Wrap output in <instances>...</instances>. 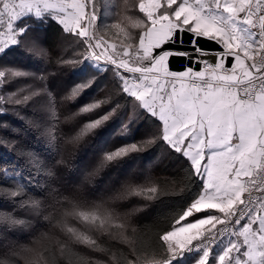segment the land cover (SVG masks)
<instances>
[{
    "label": "snow or ice",
    "instance_id": "6c2138e0",
    "mask_svg": "<svg viewBox=\"0 0 264 264\" xmlns=\"http://www.w3.org/2000/svg\"><path fill=\"white\" fill-rule=\"evenodd\" d=\"M100 2L0 0V57L28 32L25 18H50L85 46L79 59L58 61L61 66L84 65L74 77L85 78L72 83L59 98L71 102L74 111L61 118L58 101L43 75L0 64V117L13 109H35L34 114L43 118L32 126L42 130L49 144L59 141L75 149L87 137H95L106 145L104 134L110 131L121 104L97 83L98 75L107 70L95 63L103 51H89L102 47L99 40L91 43L94 37L89 35L100 17ZM103 4L104 15L114 21L105 28L123 32L122 19H132L126 15L127 0L125 7L116 6L114 0H103ZM114 6L115 12L108 11ZM133 7L143 14L133 25L142 29L137 47L130 52L132 45L127 44L117 52L112 45L113 55L106 59L120 82L121 96L131 100L140 115L155 119L159 131L140 142L101 147L85 180L118 167L161 140L171 152L187 159L190 174L202 181L200 192L157 233L153 246L140 240L133 218L147 203L182 191L174 182H138L129 176L100 200L89 201L76 190L52 202L41 200L27 183L0 185V198L11 204L10 210L0 208V227L27 228L30 218H42L49 225V231L40 232L29 244L0 251V264H121L115 245H126L134 257H125L126 264H188L189 258L191 264H264V197L257 204L252 194L253 188L264 193V0H136ZM185 35L190 50L184 46ZM203 38L226 49L211 53L214 63L205 59L210 53L199 43ZM39 52L47 55L42 46ZM224 57L233 59L229 67ZM170 58L204 67L171 71ZM89 67L95 74H89ZM18 79L31 83L5 90ZM164 84H170V90L165 91ZM136 119L120 124L114 134L126 138ZM61 124L69 127V134H58ZM0 127L7 125L0 122ZM0 143L7 141L0 138ZM48 174L55 172L49 169Z\"/></svg>",
    "mask_w": 264,
    "mask_h": 264
},
{
    "label": "trees",
    "instance_id": "16d2710c",
    "mask_svg": "<svg viewBox=\"0 0 264 264\" xmlns=\"http://www.w3.org/2000/svg\"><path fill=\"white\" fill-rule=\"evenodd\" d=\"M135 3L136 0H127L126 15L132 19H122L123 32H121L117 29L105 28V25L114 21L111 16L104 15L106 9L101 0L100 17L94 22L91 30L93 42L96 43L99 40L102 47L107 49L108 56L113 55L111 44L116 46L117 52L127 44L132 45L130 52L137 47L136 37L142 29L133 25L138 19H143V14L136 12L133 7ZM114 4L119 7L126 6L125 0H114ZM116 10L117 7L114 6L108 11ZM23 24L28 27V32L17 37L20 44L10 46L7 55L0 57V64L19 67L31 74L46 77V87L55 95L62 118L74 111L75 107L71 102H60L59 98L72 83L85 77H74V73L79 72L83 64L61 66L58 61L79 59L78 54L85 51V46L74 34L64 32L62 26L50 18H45L43 21L25 18ZM39 46L46 50V56L40 54ZM89 51L92 52L91 49ZM95 63L107 69L98 75L97 83L102 85L104 92L111 93L113 101H119L121 104L117 116L109 124L110 131L104 134L103 139L106 145L95 137H87L75 149L59 141L57 144H49L47 138L42 135V130L32 126L36 119L43 118L34 114L35 109L31 111L25 108L13 109L12 112L0 117V122L7 125V127H0V138L7 141V143H0V185L10 187L17 181L27 183L29 188L40 195L41 200L52 202L55 197L69 195L76 190L81 191L89 201L100 200L129 176L138 182H174L182 191L162 201L147 203L144 210L133 218L139 230L140 240L146 245L154 246L157 233L168 226L173 215L178 214L186 201L200 192L202 181L190 174L187 159L171 152L168 145L161 140L151 144L146 151L133 154L118 167L109 168L106 172L88 181L85 180L86 173L98 161L101 147L107 146L111 149L132 141L140 142L156 135L159 131L155 119H147L140 115V110L134 103L121 96L120 82L108 61L101 58ZM129 63L131 64L132 61L129 60ZM89 74H95L91 67H89ZM28 83L31 81L18 79L8 85L5 90H15ZM100 95H103V92ZM76 103L79 104L80 101ZM131 117H138V119L129 126L128 136L122 139L120 135L114 134L115 128L122 123H128ZM83 119L87 118H81L80 122ZM61 132L67 135L70 129L67 125L61 124L58 134ZM97 136H100V133H97ZM57 161H63V163L58 164ZM49 169L55 172L54 176L48 174ZM12 177H15V180H12ZM0 208L10 210L11 204L7 199L0 198ZM17 215L24 214L18 212ZM44 231H49V225L42 218H30L29 227L15 231L0 227V251L15 244H29L35 236ZM52 232L54 235H59L56 230ZM115 247L120 250L118 256L121 264H126L125 257L134 259L126 245H115ZM79 250L88 255H95L99 259H108L99 253H89L86 249ZM188 264H191L190 258Z\"/></svg>",
    "mask_w": 264,
    "mask_h": 264
},
{
    "label": "water",
    "instance_id": "95a60500",
    "mask_svg": "<svg viewBox=\"0 0 264 264\" xmlns=\"http://www.w3.org/2000/svg\"><path fill=\"white\" fill-rule=\"evenodd\" d=\"M189 37L188 35L184 36L185 40V47L186 48H191V46L187 43ZM200 45L206 49L210 55L205 57V59H208L210 63H214L216 60V57L211 55V53H215L218 51H226V49L223 48L222 45H219L215 41H210L207 38H203L199 41ZM233 63V59L231 57H225V65L229 67ZM202 64H192L191 61L184 60L182 58H170L169 61V69L171 71H184L187 67H193L194 70H200Z\"/></svg>",
    "mask_w": 264,
    "mask_h": 264
},
{
    "label": "built area",
    "instance_id": "2783aa9c",
    "mask_svg": "<svg viewBox=\"0 0 264 264\" xmlns=\"http://www.w3.org/2000/svg\"><path fill=\"white\" fill-rule=\"evenodd\" d=\"M91 43H92V41H91ZM257 59H259V57H257ZM223 60H224V65H225V57L223 58ZM203 67H204V65H201V69H203ZM225 67H227V66L225 65ZM135 75L139 76V73H136ZM137 83H139V81H137ZM252 194H253V199H254V201L257 204H259V199L258 198L264 197V193L256 191L255 188L252 189ZM247 196H248V193H245V197L244 198L246 200V203H247ZM240 207H243V206H240ZM221 227H224V226L223 225H217V228H221Z\"/></svg>",
    "mask_w": 264,
    "mask_h": 264
},
{
    "label": "rangeland",
    "instance_id": "374dc122",
    "mask_svg": "<svg viewBox=\"0 0 264 264\" xmlns=\"http://www.w3.org/2000/svg\"><path fill=\"white\" fill-rule=\"evenodd\" d=\"M86 11H87V7H86ZM89 35L92 36V30H91V28L89 29ZM92 43H94L93 40H92ZM111 46H112V44H111ZM104 49L105 48H103V47L102 48H93V49H91V51L92 52H96V53H101L103 51V55H102L101 58L103 60H107L106 57L108 56V52H107V50L105 51ZM149 75H151V74H149ZM163 79H170V78H162V80ZM170 88H171V85L170 84H164L165 91L170 90Z\"/></svg>",
    "mask_w": 264,
    "mask_h": 264
},
{
    "label": "crops",
    "instance_id": "0c3cea01",
    "mask_svg": "<svg viewBox=\"0 0 264 264\" xmlns=\"http://www.w3.org/2000/svg\"><path fill=\"white\" fill-rule=\"evenodd\" d=\"M223 59V58H222ZM246 179V178H245Z\"/></svg>",
    "mask_w": 264,
    "mask_h": 264
}]
</instances>
